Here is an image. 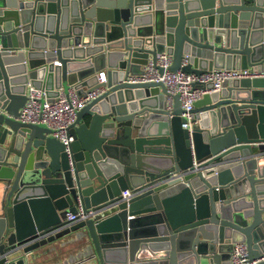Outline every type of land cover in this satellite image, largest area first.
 I'll return each instance as SVG.
<instances>
[{"label": "water", "instance_id": "water-1", "mask_svg": "<svg viewBox=\"0 0 264 264\" xmlns=\"http://www.w3.org/2000/svg\"><path fill=\"white\" fill-rule=\"evenodd\" d=\"M165 51L173 71L261 68L264 0H0V264L77 229L91 240L81 264H228L240 241L261 257L264 77L203 93L183 128L177 94L167 108L162 82L130 80ZM27 83L102 88L68 151L16 118ZM78 204L92 214L66 224Z\"/></svg>", "mask_w": 264, "mask_h": 264}, {"label": "built area", "instance_id": "built-area-1", "mask_svg": "<svg viewBox=\"0 0 264 264\" xmlns=\"http://www.w3.org/2000/svg\"><path fill=\"white\" fill-rule=\"evenodd\" d=\"M187 61L186 55H183L181 63ZM171 55L168 52L158 54L154 61L150 59L143 68V73L131 76L132 81H160L164 84L167 98V108L173 103L172 96L178 95L180 107L183 117L186 121L182 123V127H189L191 120V109L196 100L201 98L205 92L218 91L222 85L236 78H253L264 77V64L261 68H211L202 71L200 74L186 72L181 70H170ZM158 67L162 72H158ZM98 80H105L104 72L99 71ZM195 82L210 83L209 89L206 87L194 86ZM102 91L101 87L80 93L72 86L66 91L59 90L55 96H49L44 88H38L27 83L25 89V103L19 109L16 116L22 122H32L45 124L50 129V134L65 144V150L68 151V143L72 140V136L68 134V128L76 120V112L96 97ZM264 171V169H263ZM132 192L129 189L122 190L121 198L127 200ZM92 214V211H85L83 206L78 204L75 212H66L64 219L66 224L80 221ZM228 264H254L258 260H264V252L257 260L251 261L247 257V248L245 242H236L230 251Z\"/></svg>", "mask_w": 264, "mask_h": 264}, {"label": "crops", "instance_id": "crops-1", "mask_svg": "<svg viewBox=\"0 0 264 264\" xmlns=\"http://www.w3.org/2000/svg\"><path fill=\"white\" fill-rule=\"evenodd\" d=\"M252 149L253 153L258 150ZM259 162L261 164L264 159ZM3 196V185L0 183V214L3 211ZM90 252L91 240L83 229H77L32 248L25 255V264H81Z\"/></svg>", "mask_w": 264, "mask_h": 264}]
</instances>
